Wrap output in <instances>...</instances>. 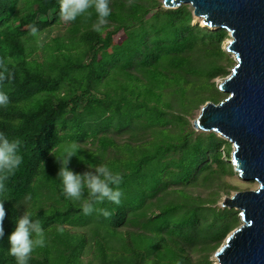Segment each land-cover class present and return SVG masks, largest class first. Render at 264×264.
Returning <instances> with one entry per match:
<instances>
[{"label":"trees","instance_id":"trees-1","mask_svg":"<svg viewBox=\"0 0 264 264\" xmlns=\"http://www.w3.org/2000/svg\"><path fill=\"white\" fill-rule=\"evenodd\" d=\"M109 7L101 34L92 28L94 9L90 19L63 22L60 0H0V60L11 73L0 83L10 99L0 107V132L22 141L23 157L0 193V264H16L8 237L25 208L46 241L28 264H212L241 226L237 211L218 207L239 192L228 182L236 177L231 144L194 124L202 107L228 97L215 83L236 66L223 50L228 32L193 25L188 6L110 0ZM120 33L126 45L110 53ZM72 143L80 149L74 172L103 163L121 174V204L97 206L110 216H86L66 197L50 152Z\"/></svg>","mask_w":264,"mask_h":264},{"label":"water","instance_id":"water-1","mask_svg":"<svg viewBox=\"0 0 264 264\" xmlns=\"http://www.w3.org/2000/svg\"><path fill=\"white\" fill-rule=\"evenodd\" d=\"M167 10L188 6L210 30L228 32L227 54L236 66L220 85L228 97L206 104L195 127L232 144L239 177L258 183L255 192L225 200L241 226L215 254L217 264H264V0H162ZM232 164V162H231Z\"/></svg>","mask_w":264,"mask_h":264},{"label":"clouds","instance_id":"clouds-1","mask_svg":"<svg viewBox=\"0 0 264 264\" xmlns=\"http://www.w3.org/2000/svg\"><path fill=\"white\" fill-rule=\"evenodd\" d=\"M109 3L110 0H60V20L73 22L82 16L90 19L92 16L90 10L94 9L97 19L92 24V28L94 31L103 34L104 26L108 24V17L111 15ZM200 24L202 26L203 23L200 21ZM202 28H208V26ZM38 31L35 25L31 26V35L37 36ZM10 78L11 73L7 65L3 60H0V83ZM9 102L8 94L0 91V107H7ZM21 144L22 141L19 138L9 139L5 133L0 132V193L7 190L6 181L23 163V157L19 154ZM79 150L75 143L66 146L59 155L56 154L55 147L51 149L50 154L55 156L60 165L58 179L63 185L64 193L72 201L81 202L84 215H91L95 211L108 217L111 212L106 208L97 206L106 201L117 206L121 204L123 192L120 185L123 178L119 172L112 171L103 163L95 166L88 165L90 169L94 168V171H86L83 174L74 172L69 168V164L73 157L78 156ZM79 159L84 161L82 156ZM231 162L232 159H230ZM85 192H87V198L84 196ZM4 201H0V239L4 237L3 224L6 217ZM14 207L19 208L20 205L16 204ZM15 224V230L8 237L9 254L15 258L16 264H28L34 249L45 246L44 228L39 219L33 220L32 214L27 208L20 217L15 219ZM60 231L62 232L63 229L61 228Z\"/></svg>","mask_w":264,"mask_h":264},{"label":"rangeland","instance_id":"rangeland-1","mask_svg":"<svg viewBox=\"0 0 264 264\" xmlns=\"http://www.w3.org/2000/svg\"><path fill=\"white\" fill-rule=\"evenodd\" d=\"M159 2L162 4V0H159ZM163 7V6H162ZM134 18H135V20H137V21H139L141 18H142V13L139 11V10H137L136 12H135V14H134ZM196 24H199L200 25V27H202L201 26V24H200V19H194V23H193V25H196ZM116 30H113V31H111L110 33H112V32H115ZM217 31V30H216ZM56 32V30L55 29H53V30H51V33L52 34H54ZM211 32H213V31H211ZM215 32V31H214ZM56 35H58V33H56ZM229 37H227L226 39H225V41H223V50H224V52H226V47H227V45H228V41L229 40H227ZM211 40H214V39H212V38H208V40L206 41V43L207 44H210V42H211ZM126 45V40H125V35H124V33L123 34H119L113 41H112V43H111V45H110V48H109V52L110 53H115V52H118V51H120L121 49H123V47ZM228 55V54H227ZM231 58V57H230ZM233 59V58H232ZM218 61V59L215 57V56H213L212 58H211V60H210V63H216ZM231 70V69H230ZM229 70V71H230ZM230 75H231V73H230ZM229 75V76H230ZM224 82V80H221V79H217L216 81H215V83L217 84V88L219 89V85L220 84H222ZM225 94V93H224ZM210 100H213V99H210ZM206 106V105H205ZM204 106V107H205ZM204 107H202L201 109H200V111L198 112V114H197V116H196V119L194 120V123L196 122V121H198L199 119H200V117H201V112H202V109L204 108ZM197 132H199L198 130H196ZM199 133H201V132H199ZM232 153H233V146H232V144H231V151H230V154H231V158H232ZM230 163V162H229ZM235 171V170H234ZM232 186H234V187H236L238 190H239V192H237V193H235L234 194V196L235 195H237V194H239V193H244V192H255L257 189H258V183L257 182H254V181H245V180H243V179H241L237 174H236V177L235 178H233V179H229V181H228ZM226 198L227 199H231L232 197H226L225 195H223L222 196V199H221V201H220V203L218 204V207H220L221 209H227V208H224L223 207V205L222 204H224V202H225V200H226ZM223 219H228L229 220V217H222ZM240 218V217H239ZM234 232V231H233ZM232 232V233H233ZM232 233L231 234H229V236L230 235H232ZM228 236V237H229ZM227 236L225 237V239H224V241H223V243L222 244H225V242H226V239L228 238ZM218 250H220V249H218ZM211 261H212V264H217L216 263V259H215V255H213V257L211 258Z\"/></svg>","mask_w":264,"mask_h":264},{"label":"bare ground","instance_id":"bare-ground-1","mask_svg":"<svg viewBox=\"0 0 264 264\" xmlns=\"http://www.w3.org/2000/svg\"><path fill=\"white\" fill-rule=\"evenodd\" d=\"M201 21V20H200ZM214 31H216L215 29H213ZM227 40H229L228 41V43L231 41V39H230V37L227 39ZM226 49H227V47H226ZM233 56H231V58H232ZM234 60V59H233ZM230 237V236H229Z\"/></svg>","mask_w":264,"mask_h":264}]
</instances>
